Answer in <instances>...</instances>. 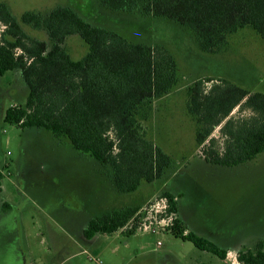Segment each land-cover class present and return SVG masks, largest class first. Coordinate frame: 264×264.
I'll return each instance as SVG.
<instances>
[{
    "label": "rangeland",
    "instance_id": "obj_1",
    "mask_svg": "<svg viewBox=\"0 0 264 264\" xmlns=\"http://www.w3.org/2000/svg\"><path fill=\"white\" fill-rule=\"evenodd\" d=\"M0 3L19 23L26 12L45 16L55 8H70L92 26L134 43L165 47L179 71L178 84L153 103L152 116L144 124L150 140L172 159V168L164 178L142 183L132 194L116 192L102 166L64 139L3 122L6 109L24 104L27 87L17 72L0 76V264H57L63 258L64 264H239V250L264 246V153L232 167L206 163L202 150L207 141L204 148L196 145V122L186 108L188 90L198 80L205 88L212 84L208 80L221 79L264 92L263 40L244 29L211 54L188 30L164 19H144L140 4L134 11H114L101 0ZM22 27L30 37L47 41L43 31ZM64 47L75 61L87 52L78 36L68 37ZM249 115L236 108L230 117ZM210 137L220 139L219 127ZM166 190L177 196L184 227L226 250L225 260L161 230H137L130 237L127 230H117L98 234L86 244L83 228L92 218L108 210L144 208Z\"/></svg>",
    "mask_w": 264,
    "mask_h": 264
},
{
    "label": "trees",
    "instance_id": "obj_2",
    "mask_svg": "<svg viewBox=\"0 0 264 264\" xmlns=\"http://www.w3.org/2000/svg\"><path fill=\"white\" fill-rule=\"evenodd\" d=\"M110 10L143 8V18L164 19L190 32L204 51L216 54L228 37L250 29L264 41V0H101ZM22 26L43 31L47 41L30 37ZM78 36L87 52L72 60L64 47ZM19 73L27 87L23 105L6 109L3 122L22 130L43 129L64 139L73 150L99 163L120 194L135 193L142 183L164 178L172 159L148 137L144 125L153 103L179 82L174 56L158 44L131 42L111 30L92 26L70 8L47 15L26 12L20 23L0 3V76ZM198 80L188 90L187 112L196 122L195 143L206 163L232 167L264 153V92L244 89L227 80ZM238 108L245 118L230 114ZM219 127L220 139L210 137ZM0 164V185L3 179ZM167 214L164 229L196 249L225 260L227 251L188 231L177 214V196L162 191ZM3 210L9 209L2 204ZM140 206L112 210L92 218L83 230L91 240L98 234L138 228ZM134 219V222L132 220ZM239 264H264V246L237 252Z\"/></svg>",
    "mask_w": 264,
    "mask_h": 264
},
{
    "label": "built area",
    "instance_id": "obj_3",
    "mask_svg": "<svg viewBox=\"0 0 264 264\" xmlns=\"http://www.w3.org/2000/svg\"><path fill=\"white\" fill-rule=\"evenodd\" d=\"M166 210L167 202L164 198L160 197L157 201H152L144 206V208H141L137 214L139 216L137 230L149 232H155V230L164 231L166 227L171 225L174 218V215H168ZM128 228H130V225H127L123 230ZM98 264L101 263L99 262Z\"/></svg>",
    "mask_w": 264,
    "mask_h": 264
},
{
    "label": "crops",
    "instance_id": "obj_4",
    "mask_svg": "<svg viewBox=\"0 0 264 264\" xmlns=\"http://www.w3.org/2000/svg\"><path fill=\"white\" fill-rule=\"evenodd\" d=\"M106 171V170H105ZM106 173H107V175H109L110 176V178H111V175L106 171ZM111 181H112V179H111ZM115 191H116V189H115ZM117 192V191H116ZM116 194H118V193H116ZM177 202H178V200H177ZM178 205V204H177ZM10 209V208H9ZM9 209H7V210H5V211H8ZM108 211H111V210H108ZM107 211V212H108ZM177 214H178V216H179V213H178V211H177ZM179 219H180V217H178ZM88 223V222H87ZM87 223H85V227H86V225H87ZM85 227L83 228V230L85 229ZM60 231V230H59ZM65 237L66 238H68L66 235H65ZM95 237V236H94ZM93 237V238H94ZM92 238V239H93ZM92 239L91 240H88L87 242H86V244H89V241H92ZM67 259V258H66ZM66 259L65 258H63V259H61V260H59V261H57L56 263L57 264H64L65 262H66Z\"/></svg>",
    "mask_w": 264,
    "mask_h": 264
}]
</instances>
